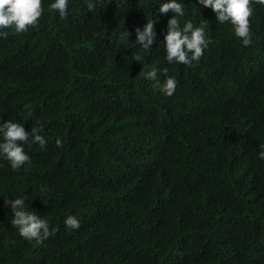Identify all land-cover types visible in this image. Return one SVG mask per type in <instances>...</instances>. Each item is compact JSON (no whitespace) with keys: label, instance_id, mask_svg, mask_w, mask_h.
<instances>
[{"label":"trees","instance_id":"trees-1","mask_svg":"<svg viewBox=\"0 0 264 264\" xmlns=\"http://www.w3.org/2000/svg\"><path fill=\"white\" fill-rule=\"evenodd\" d=\"M53 2L0 38V122L46 141L22 144L18 170L0 157V264H264V5L245 47L211 8L177 0L180 26L212 41L188 66L165 59L167 0H68L63 19ZM151 20L145 49L135 29ZM153 67L177 80L172 96L145 78ZM16 198L55 229L42 244L10 223Z\"/></svg>","mask_w":264,"mask_h":264},{"label":"clouds","instance_id":"clouds-1","mask_svg":"<svg viewBox=\"0 0 264 264\" xmlns=\"http://www.w3.org/2000/svg\"><path fill=\"white\" fill-rule=\"evenodd\" d=\"M198 3L205 8H211L218 23H230L235 36L242 41L243 46L247 47L252 44L250 19L254 12L253 3L264 5V0H198ZM87 8L90 12L95 11L93 0H88ZM49 11L58 12L60 18H65L68 12V0H54L49 5ZM43 12L42 0H0V38H7L9 35L8 31H3L4 29H12L15 34H21L27 32L30 27L37 26ZM158 12L161 15L174 13L173 17L167 21V32L164 35L166 61L194 66L193 62L200 60L204 50L212 42L206 38L204 28L194 26L191 21H186L183 27L180 26L177 17H183L185 11L184 4L178 3L177 0H167L161 3ZM154 23L155 21L151 20L145 24L143 30L135 29V44L150 49L156 39ZM125 34L126 38L130 35L127 32ZM158 71L165 76L163 83L157 80ZM167 71L166 68L153 67L144 73V76L146 79L157 81V87L170 97L176 90L177 80L167 76ZM26 108L30 109L31 105H26ZM42 131V127H32L31 131H26L22 124L11 120L0 122V157L7 160L13 170H18L26 163H30V157L24 151L22 144L28 143L31 136L32 142L44 148L46 141L39 134ZM56 146L63 147L60 139L56 140ZM261 148L264 149V145ZM258 158L264 160V150L258 153ZM5 203L11 207L10 223L17 229L20 237L42 244L54 234L55 229L50 230L46 219L41 218L35 210H29L24 198L9 199ZM64 223L72 230L80 228V221L71 215L65 219Z\"/></svg>","mask_w":264,"mask_h":264}]
</instances>
